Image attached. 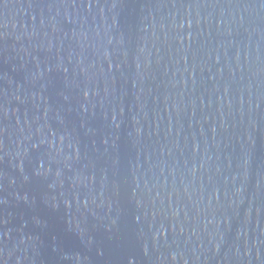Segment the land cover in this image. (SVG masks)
Wrapping results in <instances>:
<instances>
[{
    "label": "water",
    "instance_id": "water-1",
    "mask_svg": "<svg viewBox=\"0 0 264 264\" xmlns=\"http://www.w3.org/2000/svg\"><path fill=\"white\" fill-rule=\"evenodd\" d=\"M0 264H264V0H0Z\"/></svg>",
    "mask_w": 264,
    "mask_h": 264
}]
</instances>
